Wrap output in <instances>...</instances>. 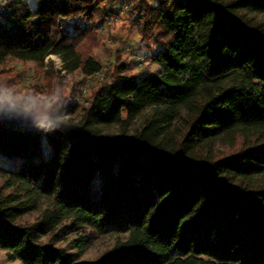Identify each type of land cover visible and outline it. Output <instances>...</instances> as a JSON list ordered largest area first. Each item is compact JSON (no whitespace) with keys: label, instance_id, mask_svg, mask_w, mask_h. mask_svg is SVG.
I'll list each match as a JSON object with an SVG mask.
<instances>
[{"label":"trees","instance_id":"obj_1","mask_svg":"<svg viewBox=\"0 0 264 264\" xmlns=\"http://www.w3.org/2000/svg\"><path fill=\"white\" fill-rule=\"evenodd\" d=\"M36 1L0 3V67L57 55L67 72H100L80 45L118 15L120 0ZM240 10L264 13V0H134L129 13L158 48L163 73H117L78 125L45 132L0 118V153L23 157L0 169L8 260L73 264L55 244L69 222L127 235L83 264H264V25ZM147 108L134 135L100 137L101 127L127 126ZM40 199L46 208L23 223Z\"/></svg>","mask_w":264,"mask_h":264},{"label":"rangeland","instance_id":"obj_2","mask_svg":"<svg viewBox=\"0 0 264 264\" xmlns=\"http://www.w3.org/2000/svg\"><path fill=\"white\" fill-rule=\"evenodd\" d=\"M8 1L10 0H0V3L5 5ZM25 1L31 8H35L37 5L36 0ZM147 1L152 5H157L159 0ZM218 1L227 3L233 0ZM132 2L134 0L118 1L115 6L116 10H119L118 15L112 16L104 24L96 26L94 32L80 45L85 54L93 56L103 64L100 72L91 76L80 70L67 72L63 69L62 59L57 55L46 58L43 65L32 61L10 59L0 67V82L15 86L18 95L0 97V107L7 108L11 105L18 109L20 104L26 102L32 94H36L41 101H47L51 99L52 93L58 88L62 93V106L68 105L60 112L64 123L78 125L83 121L85 108L91 103L94 95L101 87L110 84L117 73L124 76H142L148 72L163 73L162 64L153 57V53L158 48L152 47L150 43L142 40L138 26L134 21L137 15L129 13V6ZM240 13L245 20L261 22L264 25V13L249 10H240ZM67 26L71 32H74L71 23H67ZM122 66L124 68L120 69ZM25 94L28 96L26 97ZM57 107L61 106L57 105ZM151 111L152 108H147L141 116L127 126L101 127L99 135L106 140L132 136L142 128ZM43 148L45 153L50 155L51 147L45 139ZM22 161L23 157L21 156L0 153V169L14 170ZM2 183L3 181L0 179V184ZM38 205V209L22 218L23 223L35 221L47 206L44 199H40ZM57 232L60 233V236L55 244L65 248L73 255V264H83L100 258L119 240H123L127 236L126 234L101 235L87 226L70 227L69 222L64 223ZM41 240L44 244H48L50 237L44 236ZM0 264H21V262L8 260L6 250L0 248Z\"/></svg>","mask_w":264,"mask_h":264},{"label":"clouds","instance_id":"obj_3","mask_svg":"<svg viewBox=\"0 0 264 264\" xmlns=\"http://www.w3.org/2000/svg\"><path fill=\"white\" fill-rule=\"evenodd\" d=\"M18 95L15 86L0 82V97ZM27 97L28 94H25ZM62 93L56 89L51 99L41 101L36 94H32L26 102L21 103L17 109L14 106L0 107V118L29 120L45 132L52 131L64 123L59 114L57 105L62 106Z\"/></svg>","mask_w":264,"mask_h":264}]
</instances>
